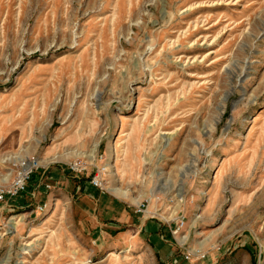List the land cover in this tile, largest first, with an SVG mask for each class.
Here are the masks:
<instances>
[{
    "label": "rangeland",
    "instance_id": "rangeland-1",
    "mask_svg": "<svg viewBox=\"0 0 264 264\" xmlns=\"http://www.w3.org/2000/svg\"><path fill=\"white\" fill-rule=\"evenodd\" d=\"M21 161L0 264H264V0H0Z\"/></svg>",
    "mask_w": 264,
    "mask_h": 264
},
{
    "label": "built area",
    "instance_id": "built-area-1",
    "mask_svg": "<svg viewBox=\"0 0 264 264\" xmlns=\"http://www.w3.org/2000/svg\"><path fill=\"white\" fill-rule=\"evenodd\" d=\"M25 163L28 164L26 169H24ZM37 165V161H21L18 169L8 184L4 183L6 178H2L0 180V201L5 196L12 197L16 196L20 192L25 191L27 181L30 178V173L33 171V168L37 167ZM93 178L94 179L91 181V183L100 188L101 186L98 184L99 179L97 175H95Z\"/></svg>",
    "mask_w": 264,
    "mask_h": 264
},
{
    "label": "bare ground",
    "instance_id": "bare-ground-1",
    "mask_svg": "<svg viewBox=\"0 0 264 264\" xmlns=\"http://www.w3.org/2000/svg\"><path fill=\"white\" fill-rule=\"evenodd\" d=\"M26 164V163H25ZM24 164V165H25ZM26 167H27V165H25ZM25 169V168H24ZM98 184L101 186V184H100V182L98 181ZM109 190H110V192L112 193V194H115V195H121V194H123V193H120L118 190H117V188H109ZM148 212V210H145L144 211V214H146ZM11 219H15V217H12ZM9 226L10 227H13V225L16 223V221H14V220H10L9 222ZM30 243V242H29Z\"/></svg>",
    "mask_w": 264,
    "mask_h": 264
},
{
    "label": "crops",
    "instance_id": "crops-1",
    "mask_svg": "<svg viewBox=\"0 0 264 264\" xmlns=\"http://www.w3.org/2000/svg\"><path fill=\"white\" fill-rule=\"evenodd\" d=\"M84 189H96V188H93L92 186H89V187L86 186V187H84ZM98 195H99V194H98ZM98 195H97V196H98ZM93 198H95V197L93 196ZM95 199H96V201H98V202H100V203L103 202V205H104V202H109V201H111V199H109L108 197H106V196H101V195L98 196V197L95 198ZM101 199H102L103 201H102ZM97 205H98V204H97Z\"/></svg>",
    "mask_w": 264,
    "mask_h": 264
}]
</instances>
